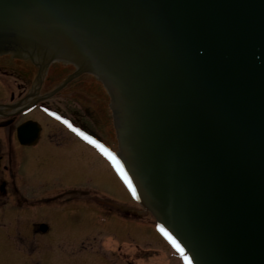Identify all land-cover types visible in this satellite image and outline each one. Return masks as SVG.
<instances>
[{
    "label": "water",
    "instance_id": "water-1",
    "mask_svg": "<svg viewBox=\"0 0 264 264\" xmlns=\"http://www.w3.org/2000/svg\"><path fill=\"white\" fill-rule=\"evenodd\" d=\"M5 55L102 82L135 195L116 170L191 264H264V0H0Z\"/></svg>",
    "mask_w": 264,
    "mask_h": 264
},
{
    "label": "flooded vegetation",
    "instance_id": "flooded-vegetation-1",
    "mask_svg": "<svg viewBox=\"0 0 264 264\" xmlns=\"http://www.w3.org/2000/svg\"><path fill=\"white\" fill-rule=\"evenodd\" d=\"M73 128L117 154L102 82L64 61L42 70L29 59L0 57V264H60L65 247L86 251L100 237L110 239L111 254H102L109 264H139L129 229L117 241L108 234L149 213L114 163Z\"/></svg>",
    "mask_w": 264,
    "mask_h": 264
},
{
    "label": "rangeland",
    "instance_id": "rangeland-1",
    "mask_svg": "<svg viewBox=\"0 0 264 264\" xmlns=\"http://www.w3.org/2000/svg\"><path fill=\"white\" fill-rule=\"evenodd\" d=\"M121 194L120 191L116 193L119 198ZM138 214L139 216H136L130 223L123 225L119 223L114 232L108 234L109 237L117 241L121 237L122 228L129 229L134 235L133 248L136 258L140 260H137L139 264H149L150 261L151 264H163V261L165 264H181V261L174 257L170 247L160 241L154 218L145 212ZM109 240L100 237L91 242L92 246L88 250L82 252L79 244H71L61 251L65 259H61L60 264H69L68 262L70 264H107L108 262L102 254L104 252L111 254L112 245L108 244ZM123 250H127V247L125 246ZM144 251L146 252L143 253Z\"/></svg>",
    "mask_w": 264,
    "mask_h": 264
},
{
    "label": "snow or ice",
    "instance_id": "snow-or-ice-1",
    "mask_svg": "<svg viewBox=\"0 0 264 264\" xmlns=\"http://www.w3.org/2000/svg\"><path fill=\"white\" fill-rule=\"evenodd\" d=\"M64 123L68 124L67 121H64ZM68 126L71 128L72 125L68 124ZM73 131L77 132L79 135L83 136L84 139L88 140L89 143L94 144L96 147H98L116 166L117 170L121 173V175L124 177L125 181L128 183L129 187L132 188L133 195L136 194L135 188L132 186L131 180L128 178L126 172L124 171L123 165L119 162V160L108 151L107 148H105L103 145L98 144L95 140H92L90 137L86 136L84 133L79 132L78 129L73 128ZM161 231L164 232V234L168 237L169 240L172 241L173 245L177 248V250L181 253V255H184L185 260L188 262V264H191V259L185 254V250L181 245L173 238V236L168 233L164 228H161Z\"/></svg>",
    "mask_w": 264,
    "mask_h": 264
}]
</instances>
